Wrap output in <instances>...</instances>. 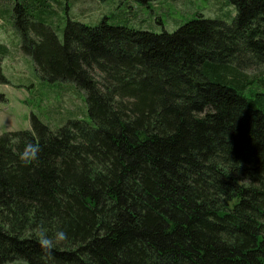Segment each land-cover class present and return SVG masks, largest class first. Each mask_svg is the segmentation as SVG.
<instances>
[{"label": "trees", "instance_id": "1", "mask_svg": "<svg viewBox=\"0 0 264 264\" xmlns=\"http://www.w3.org/2000/svg\"><path fill=\"white\" fill-rule=\"evenodd\" d=\"M228 1L232 24L68 20L62 38L46 0L15 5L23 53L85 93L95 126L32 114L0 136V264H264V72L246 71L264 67V0ZM41 224L69 236L52 258Z\"/></svg>", "mask_w": 264, "mask_h": 264}, {"label": "rangeland", "instance_id": "2", "mask_svg": "<svg viewBox=\"0 0 264 264\" xmlns=\"http://www.w3.org/2000/svg\"><path fill=\"white\" fill-rule=\"evenodd\" d=\"M25 0H0V136L31 130L36 115L52 131L69 120L95 126L85 93L72 82L49 81L40 76L31 57L22 51L21 35L14 22V7ZM59 36L68 20L97 26L108 18L110 24L162 34L173 33L198 15L232 24L236 7L228 0H46ZM55 26V27H56ZM57 31L56 28L53 27ZM61 30V31H60ZM254 76L264 67L246 70ZM262 76V75H261ZM9 264H27L16 261Z\"/></svg>", "mask_w": 264, "mask_h": 264}, {"label": "clouds", "instance_id": "3", "mask_svg": "<svg viewBox=\"0 0 264 264\" xmlns=\"http://www.w3.org/2000/svg\"><path fill=\"white\" fill-rule=\"evenodd\" d=\"M41 150L40 145L37 143H26L19 154L20 162L25 166L35 164L39 159ZM34 232L36 234V242L45 259L52 258L57 247L69 239L68 233L64 230H57L52 235H49L43 224L38 225Z\"/></svg>", "mask_w": 264, "mask_h": 264}]
</instances>
